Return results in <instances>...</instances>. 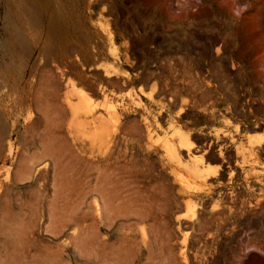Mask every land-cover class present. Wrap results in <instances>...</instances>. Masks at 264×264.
Masks as SVG:
<instances>
[{
    "label": "rangeland",
    "instance_id": "1",
    "mask_svg": "<svg viewBox=\"0 0 264 264\" xmlns=\"http://www.w3.org/2000/svg\"><path fill=\"white\" fill-rule=\"evenodd\" d=\"M20 1L0 264H264V0Z\"/></svg>",
    "mask_w": 264,
    "mask_h": 264
},
{
    "label": "bare ground",
    "instance_id": "2",
    "mask_svg": "<svg viewBox=\"0 0 264 264\" xmlns=\"http://www.w3.org/2000/svg\"><path fill=\"white\" fill-rule=\"evenodd\" d=\"M19 1H20V0H19ZM19 1L16 0V2H19ZM24 1L27 2V0H24ZM24 1H23V3H24ZM28 1H30V0H28ZM31 1H32V0H31ZM37 1H38V2H43V0H41V1L37 0ZM44 1H45V0H44ZM7 2H8V1H7ZM20 2H21V1H20ZM34 2H35V1H32L31 3H34ZM5 3H6V2H5ZM8 3H9V2H8ZM11 3H12V2H11ZM13 3H14V2H13ZM23 3H21V6H20V4H19V7H22V4H23ZM29 3H30V2H29ZM35 3H36V2H35ZM9 4H10V3H9ZM24 4H25V3H24ZM38 4H39V3H38ZM6 5H7V4H6ZM13 5H14V4H13ZM13 5H12V7H14ZM36 5H37V4H36ZM40 5L42 6V4H40ZM25 6H30V4H29V5H26V4H25ZM31 6L33 7V5H31ZM31 6H30V7H31ZM34 6H35V5H34ZM41 6H40V7H41ZM46 6H47V5H46ZM7 7H10V6L8 5ZM30 7H27V8L31 9ZM24 8H25V7H24ZM34 8H35V7H34ZM34 8H33V9H34ZM65 8H66V7H65ZM18 9H21V8H18ZM33 9H32V10H33ZM7 10H9V9H7ZM16 10H17V9H16ZM22 10H23V7H22ZM26 10H27V9H26ZM35 10H36V9H35ZM37 10H38V9H37ZM24 11H25V10H24ZM28 11H29V10H28ZM28 11H27V12H28ZM46 11H47V10H46ZM7 12H8V11H7ZM12 12H13V11H12ZM18 12H19V11H18ZM21 12H22V11H21ZM27 12H26V13H27ZM34 12H35V11H34ZM38 12H39V11H38ZM43 12H44V11H43ZM9 13H10V12H9ZM9 13H8V14H9ZM30 13H32V12H30ZM13 14H15V12H14ZM13 14H12V15H13ZM16 14H18V13H16ZM35 14H36V13H35ZM35 14H34V15H35ZM47 14H48V13H47ZM19 15L22 16L21 14H19ZM36 15H37V14H36ZM10 16H11V15H10ZM22 17H23V16H22ZM31 17H33V16H31ZM17 18H18V16H17ZM20 19H21V18H20ZM25 19H27V18H25ZM28 19H30V18H28ZM23 20H24V19H23ZM23 20H22V21H23ZM18 21H19V20H18ZM31 21H32V20H31ZM39 21H40V20H39ZM23 22H24V21H23ZM30 23H31V22H30ZM30 23H29V24H30ZM29 24H27V25H29ZM39 24L42 25V23H39ZM18 27H19V26H18ZM49 27H50V26H49ZM17 33H18V32H17ZM18 34H19V33H18ZM18 34H17V35H18ZM20 40H21V38H20Z\"/></svg>",
    "mask_w": 264,
    "mask_h": 264
}]
</instances>
